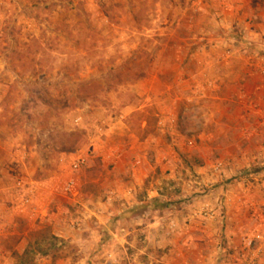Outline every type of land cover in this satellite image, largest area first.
<instances>
[{"label": "rangeland", "instance_id": "obj_1", "mask_svg": "<svg viewBox=\"0 0 264 264\" xmlns=\"http://www.w3.org/2000/svg\"><path fill=\"white\" fill-rule=\"evenodd\" d=\"M0 264H264V0H0Z\"/></svg>", "mask_w": 264, "mask_h": 264}, {"label": "built area", "instance_id": "obj_2", "mask_svg": "<svg viewBox=\"0 0 264 264\" xmlns=\"http://www.w3.org/2000/svg\"><path fill=\"white\" fill-rule=\"evenodd\" d=\"M80 162H81V160H78V162L74 164V168H77ZM73 184H74V182L71 181V182L69 183L68 186L71 187ZM251 242H252V241L250 240V243H251Z\"/></svg>", "mask_w": 264, "mask_h": 264}]
</instances>
